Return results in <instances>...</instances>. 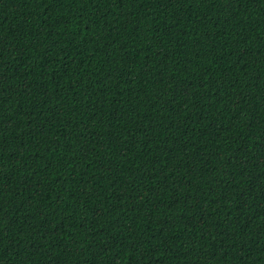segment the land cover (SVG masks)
Returning a JSON list of instances; mask_svg holds the SVG:
<instances>
[{
	"label": "trees",
	"instance_id": "obj_1",
	"mask_svg": "<svg viewBox=\"0 0 264 264\" xmlns=\"http://www.w3.org/2000/svg\"><path fill=\"white\" fill-rule=\"evenodd\" d=\"M0 264H264V0H0Z\"/></svg>",
	"mask_w": 264,
	"mask_h": 264
}]
</instances>
